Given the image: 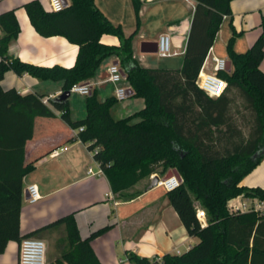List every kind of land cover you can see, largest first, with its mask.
Masks as SVG:
<instances>
[{
    "label": "trees",
    "instance_id": "trees-1",
    "mask_svg": "<svg viewBox=\"0 0 264 264\" xmlns=\"http://www.w3.org/2000/svg\"><path fill=\"white\" fill-rule=\"evenodd\" d=\"M232 1L196 0L183 63L178 69L142 65L133 51L137 31L126 36L95 0H70L61 11L47 9L40 0L24 4L42 36L61 35L79 46L78 59L71 67L36 65L11 56L9 46L19 35L20 24L15 9L0 13V253L10 240L21 243L62 224L67 243L61 255L48 264H102L92 240L111 225L84 237L72 212L30 233H21L23 180L35 168L33 161L25 163L27 143L35 136L37 119H61L71 128L83 127L77 138L88 143L113 193L122 200L142 194L154 174L162 177L175 168L183 177V183L167 195L188 234L200 241L183 253L161 257L130 252L133 264H264V211L230 209L231 200L241 195L264 201V188L241 185L264 158V16L262 33L246 51L234 47L240 33L235 30L230 37L227 52L232 69L219 72L227 80L225 92L212 97L197 83L225 17L234 15ZM138 3L134 0L137 12ZM104 34L118 36L120 45L101 42ZM112 55H117L133 96L145 100L142 109L126 117L115 118L111 110L118 103L117 97L101 100L96 88L86 96V116L74 120L70 98L22 94L2 84L6 72L13 70L20 76L62 80L67 92L74 84L96 76L102 61ZM235 98L241 102V111L255 116L256 125L248 139L239 124L233 133L226 119ZM228 132L237 138L233 149L228 146ZM145 180L149 183L139 187ZM198 205L208 212L206 226L197 217Z\"/></svg>",
    "mask_w": 264,
    "mask_h": 264
},
{
    "label": "crops",
    "instance_id": "crops-1",
    "mask_svg": "<svg viewBox=\"0 0 264 264\" xmlns=\"http://www.w3.org/2000/svg\"><path fill=\"white\" fill-rule=\"evenodd\" d=\"M28 1L30 0H0V13L15 9L20 24L19 35L10 44L8 53L36 65L73 66L78 59L79 46L61 35L42 36L34 28L24 7ZM40 1L47 9L51 8L49 0ZM95 2L113 24L123 28L126 36L137 31L133 39V51L142 65L169 69L182 66L196 0H139L138 12L134 0ZM68 3L70 4V0ZM231 8L234 15L225 17L211 50V53L228 60L227 43L235 30L240 33L234 44L239 52L251 47L262 33L264 0H233ZM162 34L171 36L173 54L169 57L172 59L166 66L149 64V54L154 52H143L142 42H158ZM219 39L220 45L217 43ZM101 42L120 45L121 40L116 35L104 34ZM115 61L121 66L117 55L105 58L98 67L96 76L88 81L92 88L97 89L101 100L116 94V84L109 80V67ZM261 65L264 70V60ZM205 70L211 71V65H207ZM51 81L55 82L54 85L47 83L50 80H40L30 74L20 76L13 70H8L2 84L4 88L14 87L22 94L37 92L56 97L64 92V81ZM123 83L128 89L132 88L127 80ZM50 88H53L52 91L47 92ZM86 96L81 103V118L87 113ZM124 100L129 102L116 107ZM238 103H241L240 100L232 99L226 119L228 125L234 128L233 133L236 132L235 126L239 124L248 139L252 127L256 125L255 116L241 111ZM117 104L111 110L112 115L122 118L142 109L145 100L132 94L118 100ZM70 106L72 118L79 119V116H75L71 99ZM114 110L118 116H115ZM78 132V129L65 125L61 119H37L35 136L26 147L25 163L27 165L33 161L35 168L23 180L25 190L20 216L22 235L72 212H75L76 222L84 237L94 230L111 225L106 232L92 240L94 251L102 264H133L129 260L130 252L149 258L161 257L166 253L180 254L200 241L199 237L188 234L167 191L161 186H148L142 194L131 200L116 197L101 164L94 158V152L89 150L88 143L77 138ZM228 134V146L233 149L237 138L236 135L231 136L230 132ZM32 184H36L41 193V198L36 202H30L29 196L26 197V191L29 193V186ZM241 185L264 188V158L243 178ZM232 203H243L244 211H264V201L257 198H245L241 195L232 199ZM59 232H66L65 225L50 227L35 237L52 240ZM19 254L20 242L10 240L6 250L0 253V264H19ZM58 256L48 260V263Z\"/></svg>",
    "mask_w": 264,
    "mask_h": 264
},
{
    "label": "built area",
    "instance_id": "built-area-1",
    "mask_svg": "<svg viewBox=\"0 0 264 264\" xmlns=\"http://www.w3.org/2000/svg\"><path fill=\"white\" fill-rule=\"evenodd\" d=\"M50 9L53 11H61L65 9L64 0H49ZM171 43V36L169 34H162L158 40V53L162 57L171 56L173 54ZM212 47L210 48L208 55L206 56L202 68L199 73L197 83L199 87L209 96L219 97L226 89L227 80L219 75V72L227 70L228 58L217 56L211 53ZM211 65L212 70L206 71L207 65ZM109 80L116 84V94L118 100H123L127 98L128 86L124 85L126 77L122 74V67L119 64L113 63L109 67ZM71 92H78L83 95H88L92 93V87L88 82L77 83L70 89ZM47 99L45 100V102ZM83 130L81 126L78 131ZM62 149V148H61ZM155 175V174H154ZM152 175V177L154 176ZM183 181L173 174L172 176L166 177L162 176L158 184L166 191H171L179 187ZM29 198L30 202H36L41 198V193L39 187L36 184L29 186ZM230 209L233 212L244 211L245 205L243 203L235 204L230 202ZM208 212L197 207V217L202 226H206L208 222ZM179 252V251H178ZM179 254V253H178ZM19 264H48L47 259V245L46 242L39 237H27L20 243V254H19Z\"/></svg>",
    "mask_w": 264,
    "mask_h": 264
},
{
    "label": "rangeland",
    "instance_id": "rangeland-1",
    "mask_svg": "<svg viewBox=\"0 0 264 264\" xmlns=\"http://www.w3.org/2000/svg\"><path fill=\"white\" fill-rule=\"evenodd\" d=\"M217 43H219V45H220V39ZM171 59L172 58L169 56L162 57L159 55L158 52H154V53L149 54L148 63L154 64V65L166 66ZM47 83H49V84L52 83L54 85L55 82L50 80V82H47ZM52 89L53 88L47 89L48 90L47 92L52 91ZM84 96L85 95H83V93L80 94L78 92H72V97L70 98L72 101V104L74 105V108H75L74 109L75 116H79L78 118H81V116H82V115H80V109H82L81 103L84 100ZM128 102H129V100L120 101L116 107H118L119 105L122 106L123 104L128 103ZM83 110H84V107H83ZM114 114H115V116H118L117 115L118 113L116 112V110H114ZM138 119L139 118L135 119L134 121H137ZM147 182L148 181H146V180L143 181L142 183H140L139 187L145 186L147 184ZM150 183H151V181H150ZM150 183H149V185H150ZM44 241L46 242V245H47V259L50 260V259L55 258L58 255H61L62 248L67 243V234H66V232H59L55 237L52 238V240L48 239V240H44Z\"/></svg>",
    "mask_w": 264,
    "mask_h": 264
},
{
    "label": "water",
    "instance_id": "water-1",
    "mask_svg": "<svg viewBox=\"0 0 264 264\" xmlns=\"http://www.w3.org/2000/svg\"><path fill=\"white\" fill-rule=\"evenodd\" d=\"M64 3H65V6H68L69 3H68V0H64ZM141 50L143 52H158V42H149V41H143L142 42V45H141ZM115 64H118V61H115L114 62ZM231 67H232V62L231 60L229 59L228 60V63H227V70L230 71L231 70ZM122 74L123 76L126 77V73L125 71L122 69ZM127 97L134 94V90L132 88H129L128 91H127ZM72 92L70 90H68L67 92H62L60 95L56 96L55 98L56 99H68L70 98ZM173 174H175L180 181H183V177L182 175L180 174V172L177 170V169H172L171 171H169L165 176L166 177H169V176H172ZM161 177L159 175H154L152 177V181L149 185V187H154V186H157L158 184V181ZM29 196V193L26 191V197Z\"/></svg>",
    "mask_w": 264,
    "mask_h": 264
}]
</instances>
